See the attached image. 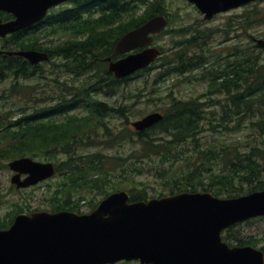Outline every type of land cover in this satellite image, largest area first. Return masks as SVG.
Segmentation results:
<instances>
[{
    "label": "trees",
    "instance_id": "16d2710c",
    "mask_svg": "<svg viewBox=\"0 0 264 264\" xmlns=\"http://www.w3.org/2000/svg\"><path fill=\"white\" fill-rule=\"evenodd\" d=\"M162 13H166L164 0H73L52 9L42 22L30 28L33 33L28 34L29 31L25 30V33L20 31L9 36L12 47L43 48L50 56L62 55L76 72L78 69L95 71L93 75L96 79L90 80L88 87L75 91L72 98L64 97L55 105L35 108L30 114H23L14 121L0 119V158L8 160L29 155L55 160L58 151L66 156L64 159L56 160V172L63 179L57 182L58 190L54 191L55 195L51 198L52 210L79 208L80 205L78 203L74 205L71 200L76 194L79 196L75 202L83 199L82 193L86 188L101 189L105 195L110 191L108 188L119 189L116 185H107L106 182L109 181L99 177L117 166L122 167L123 157L102 155L100 152L83 154L78 151L81 146L93 144L91 142L98 137L101 128H104L102 137L105 138V144L109 146L115 143L117 136L124 139L132 133L137 135L138 152L142 157L149 155L167 157L173 153L174 146L195 140L201 132L202 120L206 115L204 116L202 103L195 99L186 101L173 98L164 112L163 119L141 132H130L124 128L115 136L106 125L99 126L107 114L117 110L93 97L92 92H113L114 85L119 84V80L107 70V62L103 58L111 55L113 46L121 35L148 18ZM0 16L3 19L9 18L6 13H0ZM250 17L257 21L264 20V14L259 12H254ZM59 32L68 35L64 44L53 46L51 43L40 41L41 37ZM69 34H72L73 38L70 39ZM200 37L195 34L189 40L176 41V49L173 50L170 59H165L164 50L161 49L162 55L136 74L150 71L158 62H161L162 69L156 76L157 81L172 74L180 75L199 70L202 78L211 81L210 90L217 89L226 96L225 104L217 116L208 117V126L211 130L220 128L226 131L239 130L246 125L254 133L263 136L264 61H260L252 49L248 53L245 49L232 45L228 52L234 55V59L217 64L211 57L205 56L206 52L195 54L193 51V47L200 44L198 40ZM8 46L9 44H4V47ZM35 72L36 66H30L22 57L0 56V78L7 75L15 78L29 77ZM77 105H82L86 113L68 115L62 120L49 117L50 114H61ZM3 120L6 121L2 123ZM161 134L170 137L163 138ZM158 135L160 137H157ZM258 144L255 141L248 143L241 151L227 146L222 148V154L217 155V161H227L229 169L227 171L221 169L213 180L225 186V190L228 191L227 197L241 193L235 189L236 183L241 186L243 183L249 185L248 191L264 188V181L261 179L264 170L262 149L264 147ZM209 152L208 157L212 162L216 155L213 151ZM198 176H202L200 170L197 173L196 170L188 171L184 177L174 181L177 183L169 189L170 192L195 191L198 190V186L203 187V190H212L207 188L205 182L198 179ZM195 178L198 179L197 185L192 183ZM232 191L235 193H231ZM141 192L140 194L131 192L132 198L147 197L144 191ZM221 193V189L214 191L216 195ZM61 194L65 198L58 202ZM95 204L92 202L90 207ZM8 224V220L0 217V228L7 227ZM226 238H229L228 234ZM237 244L256 245V242L249 237L246 240L238 239ZM261 249L264 250V246H261Z\"/></svg>",
    "mask_w": 264,
    "mask_h": 264
},
{
    "label": "rangeland",
    "instance_id": "374dc122",
    "mask_svg": "<svg viewBox=\"0 0 264 264\" xmlns=\"http://www.w3.org/2000/svg\"><path fill=\"white\" fill-rule=\"evenodd\" d=\"M164 1L168 24L165 30L156 37L153 46L164 50L165 59H170L173 56L176 41L189 40L192 35L197 34L201 36L198 39L200 44L194 46L193 51L195 54L206 52L205 56L211 57L217 64L234 59V55L228 52L232 45L238 46L239 49H245L248 53L252 49L254 55H258L259 60L264 61V46L257 45L255 41V39L264 40V20L257 21L250 17L254 12L264 14V0L218 13L211 19H204L202 13L188 0ZM63 39L57 33L41 37L40 41L58 44ZM7 41L8 39H0V47L3 42ZM62 62L61 57H53L50 62L42 63L34 77L15 80L10 75L0 78V119L14 121L25 112V114H30L35 107L57 102L63 97H71L79 88L88 87L89 81L94 80L92 71L85 72L83 69H78L76 72L73 68H65ZM160 63L158 62L150 71L132 75L118 85H114L113 92H92L93 97L117 110L107 114L99 126L106 125L109 130L115 133V136L124 128L132 132L134 130L130 124L132 121L152 112L164 113L173 98L186 101L195 99L202 103L204 116L206 115L202 130L197 138L174 146L173 153L167 157L163 155L162 157L159 155L142 157L138 152L137 135L132 133L124 139L117 136L115 143L109 146L105 144V138L102 137L104 128H101L98 137L91 142L93 144L81 146L78 151L83 154L100 152L102 155L124 158L122 167L117 166L99 177L106 178L109 181L106 184L110 186L116 185L118 188L138 194L142 193L141 191L147 195L167 194L170 192L169 189L177 183L174 181L184 177L185 173L190 170H196V173L200 170L202 176H198V179L205 182L207 188L212 189L207 191L214 192L221 189L222 193L218 196L225 197L228 193L225 186L217 183V180H213V178L217 173H220L221 169L227 171L229 166L227 161H217V155L222 154V148L227 146L241 151L246 144L253 141L264 147V135L259 136L246 125H243L239 130L226 131L221 128L211 130L207 119L210 116H217L222 105L225 104L226 96L218 92L217 89L210 90L209 83L211 81L202 78L199 70L180 75L172 74V76L163 77V80L157 81L156 76L162 69ZM15 83L18 85L17 92L14 93L10 88ZM35 98L41 100L38 102L40 105L36 103ZM118 109H121V113ZM68 113L83 115L86 110L82 105H77ZM68 113L55 115L56 119L62 120ZM4 121L6 120L1 122ZM156 131L158 130L156 129ZM160 136L170 137L166 134ZM262 149L264 150V148ZM209 151H213L216 155L212 162L208 157ZM55 155V160L51 161L56 162V160L66 157L60 151ZM36 160L47 161L48 159L37 157ZM8 161L9 159L0 158V217L8 220L19 210L25 212L52 210L53 201L51 198L55 195L54 191L58 190L57 182L63 177L57 173L55 176L40 180L33 186L16 188L15 184L11 183L14 172L9 169ZM198 179L195 178L192 183L197 185ZM261 179L264 181V170ZM234 187L244 194L250 188L245 183L243 186L236 183ZM111 189L108 188V190ZM198 190L203 191V187L198 186ZM231 193H235V191ZM82 194L84 198L79 202H75L79 194H73L74 197L71 200L74 205L75 203L80 205L74 211L81 213L89 212V205L102 198L105 192L101 189L86 188ZM64 198L65 196L61 194L57 200L61 202ZM223 234L225 238L228 234V239L232 243H237L238 239L246 240L251 237L257 247L264 246V217H254L236 223ZM116 264L133 263L119 262Z\"/></svg>",
    "mask_w": 264,
    "mask_h": 264
},
{
    "label": "water",
    "instance_id": "95a60500",
    "mask_svg": "<svg viewBox=\"0 0 264 264\" xmlns=\"http://www.w3.org/2000/svg\"><path fill=\"white\" fill-rule=\"evenodd\" d=\"M66 0H0V11L14 18L2 21L0 36L24 29L45 17L49 8ZM210 19L214 14L254 0H188ZM164 14L149 18L118 39L109 70L124 77L150 64L160 49L150 46L164 29ZM264 46L263 39H257ZM137 47L142 50L131 52ZM32 63L47 59L36 50L17 51ZM110 60V57H108ZM152 112L133 121L144 130L162 119ZM17 171L11 181L26 187L54 174L51 162L24 156L9 162ZM21 173L29 175L20 178ZM125 190L103 198L89 213L68 210L19 213L0 230V264H106L138 259L139 264H264V251L250 245L229 246L221 231L230 225L264 215V189L233 198L211 192H181L128 202Z\"/></svg>",
    "mask_w": 264,
    "mask_h": 264
},
{
    "label": "flooded vegetation",
    "instance_id": "af4514ba",
    "mask_svg": "<svg viewBox=\"0 0 264 264\" xmlns=\"http://www.w3.org/2000/svg\"><path fill=\"white\" fill-rule=\"evenodd\" d=\"M65 40L63 39V41L62 42H64ZM54 57H61L62 58V60H63V62H62V65L64 66V62H65V58L62 56V55H58V54H56ZM103 80H104V78H102ZM119 83H121V80H119ZM68 98H70V97H68ZM72 108V107H71ZM125 262V261H124ZM127 262H131V263H133V264H137L139 261L138 260H131V261H127Z\"/></svg>",
    "mask_w": 264,
    "mask_h": 264
},
{
    "label": "bare ground",
    "instance_id": "6f19581e",
    "mask_svg": "<svg viewBox=\"0 0 264 264\" xmlns=\"http://www.w3.org/2000/svg\"><path fill=\"white\" fill-rule=\"evenodd\" d=\"M80 45V44H79ZM228 120V119H227Z\"/></svg>",
    "mask_w": 264,
    "mask_h": 264
}]
</instances>
